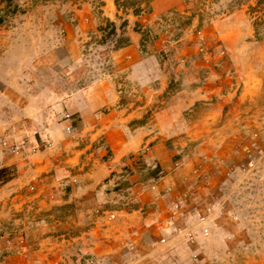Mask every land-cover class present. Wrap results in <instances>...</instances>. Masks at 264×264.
Returning <instances> with one entry per match:
<instances>
[{"label":"rangeland","instance_id":"1","mask_svg":"<svg viewBox=\"0 0 264 264\" xmlns=\"http://www.w3.org/2000/svg\"><path fill=\"white\" fill-rule=\"evenodd\" d=\"M154 1L0 0V157L16 151L38 155L46 149L62 150L52 134L40 138L38 146H29L35 124L49 125L52 114L60 113L56 103L62 98L114 74L112 53L136 34L141 50L152 57L153 74L161 72L155 81L168 85L170 95L183 86L208 90L206 97L219 106L205 105L204 111L223 108L224 116L231 118L224 123V142L217 139L212 146V131L199 138L203 141L195 147V160L215 148L212 156L223 165L247 166L248 149H253L256 161L249 175L235 172L232 178L228 194L233 213L223 221L227 234L202 241L196 251L183 241L181 264H264V0H167L160 7H154ZM147 146L140 155L147 154ZM117 181L114 185L119 183L121 191L110 204L116 219L136 210L139 199L127 175ZM30 190L35 191L33 186ZM70 215L75 216L61 222L70 233L57 239L56 250L52 243L41 245L46 237H29L35 246L21 256L22 241L11 232L0 238L1 260L119 264L137 256L124 247L118 252L93 250L97 236L80 239L76 233L81 220ZM118 224L105 227L117 233ZM92 226L88 222L86 232ZM7 227L9 231L15 224Z\"/></svg>","mask_w":264,"mask_h":264},{"label":"crops","instance_id":"2","mask_svg":"<svg viewBox=\"0 0 264 264\" xmlns=\"http://www.w3.org/2000/svg\"><path fill=\"white\" fill-rule=\"evenodd\" d=\"M164 1H154V7ZM66 39L69 46L71 37ZM151 58L141 50V37L133 34L127 46L112 53L114 74L62 98L56 103L60 113L52 114L49 125L45 121L42 128L33 122L36 130L29 146H38L40 138L52 134L62 150L46 149L38 155L16 151L0 157V167L17 166V176L0 188V238L13 232L22 241L21 256L35 246L29 237H46L41 245L52 243L54 250L57 239L70 233L61 222L75 216L71 213L82 221L76 233L80 239L91 233L97 236L93 250L118 252L124 247L137 255L119 264H181L183 241L196 251L206 240L227 234L223 221L233 213L228 193L235 172L242 168L221 164L212 156L215 148L200 159L194 154L203 141L199 138L209 131L215 132L212 146L217 139L224 142V123L231 118L224 116L223 108L204 111L205 105L219 106L206 97L208 90L183 86L170 95L168 85L155 81L161 72L153 74ZM176 143L180 145L173 148ZM147 145V154L140 155ZM199 163L213 173L207 187L194 177L185 179ZM124 174L138 195V205L114 220L111 199L121 191L119 183L114 184ZM167 187L172 191L166 192ZM187 190L193 193L185 198ZM199 213L206 215L205 223L199 221ZM118 221L117 233L105 227ZM88 222L91 232H86ZM13 223L15 227L7 231ZM188 230L196 234L195 243L186 238ZM164 238L166 242L161 241ZM0 264L7 260L0 258Z\"/></svg>","mask_w":264,"mask_h":264},{"label":"built area","instance_id":"3","mask_svg":"<svg viewBox=\"0 0 264 264\" xmlns=\"http://www.w3.org/2000/svg\"><path fill=\"white\" fill-rule=\"evenodd\" d=\"M66 118H69L70 115L67 114L65 115ZM257 135V134H256ZM252 151L253 149H248L247 152H248V156H249V163L246 165H243L241 168H242V171L244 173H250L251 171H253L255 168H256V161L255 159L253 158V154H252ZM189 177H194L195 178V181H200V182H203L204 185L203 187H207L210 182H211V179L213 177V173L209 172L206 167H205V164L204 163H199L197 165H195L190 173V176L186 177L185 179L188 180ZM153 188H157V184H154L153 185ZM172 191V187H167L166 188V192H171ZM193 192L190 191V190H187L186 192L183 193V196L185 198H188ZM176 207H179V203H176L175 204ZM111 218L112 219H116L117 218V214L114 212L111 214ZM199 221L201 223H205L206 220H207V217L206 215H203V214H200L199 213ZM206 233L208 232L207 230L205 231ZM186 238L191 242V243H195L197 241V236L194 232L188 230L186 231V234H185ZM162 242H166V239H162L161 240Z\"/></svg>","mask_w":264,"mask_h":264},{"label":"trees","instance_id":"4","mask_svg":"<svg viewBox=\"0 0 264 264\" xmlns=\"http://www.w3.org/2000/svg\"><path fill=\"white\" fill-rule=\"evenodd\" d=\"M17 176V169L13 165L0 167V188Z\"/></svg>","mask_w":264,"mask_h":264}]
</instances>
